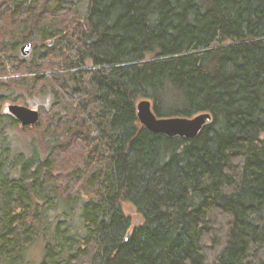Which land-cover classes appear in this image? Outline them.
Returning a JSON list of instances; mask_svg holds the SVG:
<instances>
[{
    "label": "trees",
    "instance_id": "1",
    "mask_svg": "<svg viewBox=\"0 0 264 264\" xmlns=\"http://www.w3.org/2000/svg\"><path fill=\"white\" fill-rule=\"evenodd\" d=\"M23 90L58 107L44 151H14ZM144 99L212 120L154 133ZM62 202L83 234L53 221L41 264H264V0H0V264Z\"/></svg>",
    "mask_w": 264,
    "mask_h": 264
},
{
    "label": "rangeland",
    "instance_id": "2",
    "mask_svg": "<svg viewBox=\"0 0 264 264\" xmlns=\"http://www.w3.org/2000/svg\"><path fill=\"white\" fill-rule=\"evenodd\" d=\"M80 7V13L82 16H85L88 0H75ZM33 46V45H32ZM33 49V47H32ZM53 97L51 95H43V94H35L33 95L29 91L23 90L22 92L13 93L10 100H7L5 103V109L7 112L8 105L10 104H19L28 106L32 109H37L40 112V121L35 126H26L22 127L20 122L17 127L12 129V145L14 147V151L16 152H25L30 154L34 151L33 144L36 141V145L42 150H45V142L47 139H44L46 132H51L53 130H58V126L54 125L55 120L51 117V113L58 112L59 110L52 105ZM50 138V137H48ZM63 140V139H62ZM66 142V141H63ZM63 144V143H62ZM81 202V201H80ZM80 202H78L74 207L70 208L66 206L63 202L52 209L49 212V216L47 217V224L44 227L45 234L41 232L38 234V239L35 244L26 252L25 254V264H41L44 257V248H45V240L50 234V239L53 237L52 226L55 222L62 220H66V223L72 227L73 231L78 235H82V221L81 217V209ZM55 221V222H53ZM53 222V223H52Z\"/></svg>",
    "mask_w": 264,
    "mask_h": 264
},
{
    "label": "water",
    "instance_id": "3",
    "mask_svg": "<svg viewBox=\"0 0 264 264\" xmlns=\"http://www.w3.org/2000/svg\"><path fill=\"white\" fill-rule=\"evenodd\" d=\"M32 43L28 42L21 46L20 50L24 56L32 52ZM9 112L20 122L22 127L35 126L40 121V112L28 106L11 104ZM137 115L140 123L154 133H164L168 136H181L188 139L198 136L203 128L211 122L209 113H202L193 118L173 117L158 118L152 109L149 100H141L137 106Z\"/></svg>",
    "mask_w": 264,
    "mask_h": 264
},
{
    "label": "flooded vegetation",
    "instance_id": "4",
    "mask_svg": "<svg viewBox=\"0 0 264 264\" xmlns=\"http://www.w3.org/2000/svg\"><path fill=\"white\" fill-rule=\"evenodd\" d=\"M9 105H10V104H9ZM9 105H8V106H9ZM8 113H10V112H8ZM10 114H11V113H10Z\"/></svg>",
    "mask_w": 264,
    "mask_h": 264
}]
</instances>
